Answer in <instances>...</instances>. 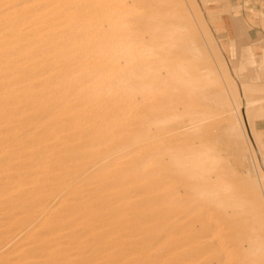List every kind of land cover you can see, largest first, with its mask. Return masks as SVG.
I'll list each match as a JSON object with an SVG mask.
<instances>
[{
  "label": "rangeland",
  "instance_id": "obj_1",
  "mask_svg": "<svg viewBox=\"0 0 264 264\" xmlns=\"http://www.w3.org/2000/svg\"><path fill=\"white\" fill-rule=\"evenodd\" d=\"M18 144L0 264H264V0H0Z\"/></svg>",
  "mask_w": 264,
  "mask_h": 264
},
{
  "label": "bare ground",
  "instance_id": "obj_2",
  "mask_svg": "<svg viewBox=\"0 0 264 264\" xmlns=\"http://www.w3.org/2000/svg\"><path fill=\"white\" fill-rule=\"evenodd\" d=\"M130 42L131 41H129V43ZM112 52H113V50H112ZM111 53H110V55H111ZM140 54H142V52ZM117 57H118V55H117ZM144 65H145L144 63L141 65L142 68L140 66L141 72L140 71H139V73L136 72V74L140 75L139 77H141L142 79H149L150 76L149 77L145 76L146 71L143 68ZM127 79H128V81H130L129 79H131V78L129 77ZM148 82H149V80H148ZM122 85L124 87V85L126 86L128 84L123 83ZM133 85H136V84L135 83L132 84V87H133ZM147 85H148L147 80H145L141 84V87L142 86L146 87ZM119 86L121 87V85H119ZM25 147H26L25 144H18V145H15L14 147H11V148L8 147V148L0 149V169H2V165L8 163L9 160L22 157V155L25 152ZM7 167L8 166H6V168ZM5 169L0 170V195L4 196V197L0 198V222H3L2 225H5L7 227V230L9 231V236L6 237L3 242L0 243V258L5 256V255H2V252H4V249L9 244L14 242L15 240H18V238H20V240L18 242H20L23 239L25 240L28 238L29 228L33 227L34 225L39 224L40 223V217H41L40 216L41 214L36 213V212L7 213L4 211L5 206L18 203L22 198L25 197V194L27 193V189L25 188V185L27 184L26 183L27 181L25 179H27V178H26V175H24L25 173L23 172V166H19L16 168H7L6 170ZM9 169H10V171L12 169H14V171L9 172ZM78 174H81V173H78ZM0 234H3V233H0ZM14 246H12V248ZM11 249L5 251L6 254H8Z\"/></svg>",
  "mask_w": 264,
  "mask_h": 264
}]
</instances>
